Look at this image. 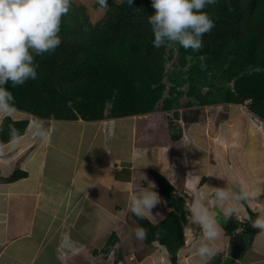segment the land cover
Returning a JSON list of instances; mask_svg holds the SVG:
<instances>
[{"label": "crops", "instance_id": "obj_1", "mask_svg": "<svg viewBox=\"0 0 264 264\" xmlns=\"http://www.w3.org/2000/svg\"><path fill=\"white\" fill-rule=\"evenodd\" d=\"M214 105L226 107V114L221 109L210 119L213 104H194L188 110L197 115L187 114L191 118L177 139L172 134L181 130L174 132L160 109L62 121L30 117L16 109L14 118L31 121L26 133L4 144V155L11 159L0 163V264H172L165 244L153 245L134 235L141 225L130 210V199L148 187L144 181L151 170L167 177L179 195L191 193L179 264H204L195 252L202 240L201 226L190 211L196 202L209 207L222 229L220 251L207 264H264V229L255 226L264 218V121L255 123L257 117L239 104ZM37 125L47 131L46 138L32 135ZM16 168L28 171V176L5 180ZM154 184L163 203L152 213L165 218L171 207ZM216 188L249 195L235 205H220ZM229 206L234 210L226 214ZM233 214L258 228L242 257L234 260L230 252L239 237L225 228ZM114 233L118 239L108 245ZM112 249L118 258L114 263Z\"/></svg>", "mask_w": 264, "mask_h": 264}, {"label": "trees", "instance_id": "obj_2", "mask_svg": "<svg viewBox=\"0 0 264 264\" xmlns=\"http://www.w3.org/2000/svg\"><path fill=\"white\" fill-rule=\"evenodd\" d=\"M107 4L105 17L94 22L86 5L71 0L70 11L62 17V43L54 52L35 57L38 78L15 88L9 85L15 108L48 120H97L146 114L160 103L167 110L195 103L241 104L251 98L250 110L264 119V0H216L207 6L204 11L215 27L203 36L199 52L178 44L153 46L148 23L155 11L152 0H132L131 6L126 0ZM200 56L205 59L200 61ZM187 114L186 120L191 118ZM1 122L0 145L13 140L12 130L19 137L29 125L28 119L11 116ZM180 135L181 131L173 133L172 138ZM28 174L16 168L5 180ZM148 182L158 184L171 210L158 223L133 215L147 230L146 241L165 244L172 264H179L177 252L185 243L189 220L185 199L156 170L149 171L144 184ZM240 225L243 230L235 237L250 244L258 228L249 219L231 215L226 232L232 235ZM117 239L112 234L108 245Z\"/></svg>", "mask_w": 264, "mask_h": 264}, {"label": "clouds", "instance_id": "obj_3", "mask_svg": "<svg viewBox=\"0 0 264 264\" xmlns=\"http://www.w3.org/2000/svg\"><path fill=\"white\" fill-rule=\"evenodd\" d=\"M114 2L122 4L125 0H114ZM126 2L129 6L132 5V0H126ZM97 3L99 4L97 6L105 11L108 8L107 0H97ZM215 3L216 0H152V7L155 11L153 15L148 17V23L154 35L153 46L160 48L168 44H178L185 50L191 49L192 52H199L203 48V36L215 27L214 20L204 9ZM70 8L71 0H0V116H3V118L11 116L13 119H28L30 124L31 120L29 118H14L12 116L18 108H15V97L9 90V85L15 88L22 86L30 79L36 80L38 78L37 68L39 65L35 62V57L54 52L60 46L62 39L59 33L62 17L68 14ZM175 52L179 54L177 50ZM204 59V56L199 57L200 61ZM186 67L188 68L189 64ZM201 67L203 68L204 65L201 64ZM230 85L233 86L234 81L230 82ZM186 97L185 101L183 99L184 102H186ZM251 100L250 98L244 103L235 104L242 105V107L252 112L257 119L264 121L262 117L250 110ZM71 103L70 101L69 107H71ZM199 105L210 106L212 104ZM191 106L193 105L183 104L166 110L162 108V103H160L151 112L159 109L163 110L169 118L172 130L175 132L180 129L182 132L186 126L184 117L186 110ZM171 110L175 111L177 117L182 116L183 124L179 126L173 124L169 114ZM2 119L0 123H2ZM35 128V135L42 139L47 137V131L42 126L37 125ZM11 135L15 141L17 137L15 130H12ZM4 147V144L0 145V156L4 155ZM155 187L154 183L148 182V187L140 189L130 199L131 212L141 219H149L150 222H159L164 218L160 212H156L155 215L152 213V209L157 204L163 203L159 194L153 190ZM248 195V192L244 190L235 192L227 188H216L215 200L220 205H235L246 200ZM185 204L187 208L189 202L186 199ZM233 210L234 208L231 206L225 208L226 214H231ZM190 211L202 229V240L195 247V252L204 264H207V261L220 251L219 241L222 237V229L209 207L203 202L194 203ZM255 226L264 229V218L258 219ZM242 230L243 226L240 225L232 235L235 236L236 233ZM134 235L137 240L143 241L147 236V230L137 227L134 230ZM236 240L244 242L246 248L249 245L246 243L245 238L239 237ZM111 252L116 253L115 249H112Z\"/></svg>", "mask_w": 264, "mask_h": 264}, {"label": "rangeland", "instance_id": "obj_4", "mask_svg": "<svg viewBox=\"0 0 264 264\" xmlns=\"http://www.w3.org/2000/svg\"><path fill=\"white\" fill-rule=\"evenodd\" d=\"M73 1H75V2H77L78 4H83V5H86V7H87V10H88V13H89V15H90V18H91V20L92 21H94V22H98V21H101L104 17H105V15H106V11L103 9V8H101L100 6H97L95 3H96V1L97 0H73ZM175 54H176V56H175V58L176 57H178L179 56V54L178 53H176L175 52ZM176 61V60H175ZM184 99V101H185V97L183 98ZM222 106V105H221ZM239 107H240V105H239ZM222 109V111L224 112L225 111V113H223V112H220V110ZM210 110V111H209ZM209 113H207L208 115H210V119H214V117L216 116V115H218V112H220L221 114H226V107H220V108H218V105H213L212 107H211V109H210V107H209ZM186 112L187 113H189L190 115H192V116H195V115H197V114H195L192 110H186ZM211 113V114H210ZM26 115L28 116H30V117H33L32 116V114L31 113H26ZM232 115H235V116H237V119L239 120L240 119V116H239V113L237 112V111H234L233 113H232ZM244 115V114H243ZM36 117V116H35ZM201 118V117H203V118H205V116L204 115H201L200 116V114H199V116H198V118ZM207 119V118H206ZM255 119V123H260V120L259 119H257V118H254ZM62 121V120H61ZM51 122V121H50ZM53 122V121H52ZM47 123V122H46ZM55 124H57V123H59V122H54ZM45 125H47V124H45ZM185 125L187 126V123H185ZM226 126H229V125H225V127ZM52 128H53V124H52ZM68 128H70V126L69 127H67V128H65V131L68 129ZM29 129H31V127L29 128ZM31 130H34V129H31ZM30 130V131H31ZM70 130H73V129H70ZM35 131L36 130H34L33 131V136L35 135L34 133H35ZM57 132V130L54 132V133H56ZM31 135V134H30ZM17 145V144H16ZM4 154H5V151H4ZM256 158H257V160H260V154L259 153H257V155H256ZM11 158H9V155H3L2 157L0 156V163H2L4 160L5 161H9ZM51 164V163H50ZM0 167H2V166H0ZM235 167H230V169L231 170H233ZM238 168V167H237ZM50 170H51V168H50ZM1 174V173H0ZM191 193H184V197H185V199H186V201H189V205L191 204V201H190V197H191V195H190ZM242 217V216H241ZM262 238V236H259V235H257L256 236V238ZM155 242H158L157 240H154V241H152V244L153 245H155ZM138 246H135L134 248H137ZM133 248V249H134ZM138 248H140V247H138ZM116 250V249H115ZM101 255L103 256V254L101 253ZM125 256H127V257H129L128 255H125ZM138 256V255H137ZM230 256H231V253H230ZM104 257V256H103ZM106 258H108V256H106ZM232 258V257H231ZM113 260H115V262H117L118 261V258L116 257V254H115V256L114 257H112V259L110 260V262H113ZM217 260V258L215 259V260H213V261H216ZM230 260H232V259H229V261ZM234 260V259H233ZM213 261H211V262H213ZM228 261V262H229ZM114 263V262H113ZM124 263H125V261H124Z\"/></svg>", "mask_w": 264, "mask_h": 264}, {"label": "water", "instance_id": "obj_5", "mask_svg": "<svg viewBox=\"0 0 264 264\" xmlns=\"http://www.w3.org/2000/svg\"><path fill=\"white\" fill-rule=\"evenodd\" d=\"M245 249H246L245 243L242 241L236 240L231 250V256L234 259H239L242 256V253Z\"/></svg>", "mask_w": 264, "mask_h": 264}, {"label": "built area", "instance_id": "obj_6", "mask_svg": "<svg viewBox=\"0 0 264 264\" xmlns=\"http://www.w3.org/2000/svg\"><path fill=\"white\" fill-rule=\"evenodd\" d=\"M169 114L171 116V119H172L174 125L179 126L180 124H183V118H182V116L177 117L174 110H171L169 112Z\"/></svg>", "mask_w": 264, "mask_h": 264}, {"label": "bare ground", "instance_id": "obj_7", "mask_svg": "<svg viewBox=\"0 0 264 264\" xmlns=\"http://www.w3.org/2000/svg\"><path fill=\"white\" fill-rule=\"evenodd\" d=\"M171 128H172V126H171ZM247 190V189H246Z\"/></svg>", "mask_w": 264, "mask_h": 264}]
</instances>
